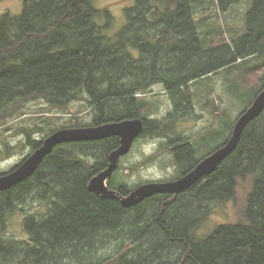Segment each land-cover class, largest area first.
Segmentation results:
<instances>
[{
  "label": "trees",
  "instance_id": "trees-1",
  "mask_svg": "<svg viewBox=\"0 0 264 264\" xmlns=\"http://www.w3.org/2000/svg\"><path fill=\"white\" fill-rule=\"evenodd\" d=\"M199 1L193 7L190 0H136L117 34L95 0H26L20 16L1 15L0 127L28 102L67 110L86 97L92 126L141 118L139 139L162 137L165 121L142 114L139 94L163 85L174 105L166 121L174 123L190 114L193 83L264 58V0H252L246 34L232 43L221 30L201 35L196 11L209 0ZM239 2L218 0L223 13ZM254 77L262 85L257 97L264 61ZM42 143L28 142L33 151ZM119 145L118 137L60 145L31 178L0 190V264H264V112L211 176L177 196L156 195L130 209L88 187ZM172 153L184 168L181 176L200 162L188 141L175 143ZM247 178L252 187L237 222L200 238L213 210L234 201ZM110 184L125 196L134 190ZM35 204L44 211L31 215ZM19 210L27 213L26 241L6 238ZM103 252L110 256L101 258Z\"/></svg>",
  "mask_w": 264,
  "mask_h": 264
},
{
  "label": "rangeland",
  "instance_id": "rangeland-1",
  "mask_svg": "<svg viewBox=\"0 0 264 264\" xmlns=\"http://www.w3.org/2000/svg\"><path fill=\"white\" fill-rule=\"evenodd\" d=\"M26 0H0V16L10 13L13 17L22 14ZM39 1V0H38ZM136 0H95L98 10L109 12L112 34L122 31L127 25L126 10L132 8ZM193 7L200 6L199 0H190ZM252 7V0H240L227 12L220 11L218 0H209L204 8L196 11V22L202 36L217 31L224 33L223 39L230 43L246 34V17ZM108 23L105 18L103 23ZM264 61L257 57L224 69L214 76L198 80L189 87L193 93L190 114L174 123L166 119L173 112L174 105L170 93L163 85H155L146 93L137 96L144 105L142 114L149 120H163L166 134L162 137L138 139L129 155L120 161L112 182L117 186L126 184L129 188L149 183H165L180 178L183 167L178 166L172 146L180 141H188L194 146L197 161L203 160L223 146L237 119L254 101L262 85L252 79L254 69ZM246 83V84H245ZM238 84V85H237ZM188 89V88H187ZM88 98L74 102L67 110L48 107L43 101H31L18 108V113L0 127V174H6L22 164L33 152L28 142L44 141L52 133L63 128L90 127L94 116L88 106ZM28 135H31L29 140ZM186 167V166H185ZM186 169V168H185ZM252 181L241 182L236 199L216 207L205 226L199 232L206 237L216 227L234 224L245 207ZM41 205L30 207V214L43 212ZM27 213L18 211L11 217L6 238L18 241L28 239L24 230ZM109 252L100 254L108 258Z\"/></svg>",
  "mask_w": 264,
  "mask_h": 264
},
{
  "label": "water",
  "instance_id": "water-1",
  "mask_svg": "<svg viewBox=\"0 0 264 264\" xmlns=\"http://www.w3.org/2000/svg\"><path fill=\"white\" fill-rule=\"evenodd\" d=\"M264 112V89L250 107L234 124L228 141L201 160L198 165L180 179L165 183L144 184L128 195L110 188V181L120 167L123 157L130 154L134 143L142 136L145 122L141 118L125 119L98 126L63 128L49 135L42 145L34 150L21 165L6 174H0V190L6 191L31 178L43 161L60 145L76 142L99 141L112 137L120 139V145L109 155L106 169L89 182V190L103 200L116 199L124 208H134L156 195H179L193 188L202 179L211 176L218 167L235 152L246 127Z\"/></svg>",
  "mask_w": 264,
  "mask_h": 264
},
{
  "label": "bare ground",
  "instance_id": "bare-ground-1",
  "mask_svg": "<svg viewBox=\"0 0 264 264\" xmlns=\"http://www.w3.org/2000/svg\"><path fill=\"white\" fill-rule=\"evenodd\" d=\"M181 177H182V176H180V178H181ZM180 178H179V179H180ZM177 180H178V179H177ZM110 182H111V181H110ZM110 188H111V184H110ZM111 189H112V188H111ZM112 190H115V189H112ZM115 191H118V190H115Z\"/></svg>",
  "mask_w": 264,
  "mask_h": 264
}]
</instances>
